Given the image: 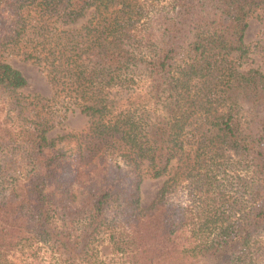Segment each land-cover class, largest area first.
Here are the masks:
<instances>
[{
	"label": "trees",
	"instance_id": "1",
	"mask_svg": "<svg viewBox=\"0 0 264 264\" xmlns=\"http://www.w3.org/2000/svg\"><path fill=\"white\" fill-rule=\"evenodd\" d=\"M257 7L0 0V50L53 88L24 95L0 55V264H264V72L240 63ZM72 107L89 124L50 138Z\"/></svg>",
	"mask_w": 264,
	"mask_h": 264
},
{
	"label": "rangeland",
	"instance_id": "2",
	"mask_svg": "<svg viewBox=\"0 0 264 264\" xmlns=\"http://www.w3.org/2000/svg\"><path fill=\"white\" fill-rule=\"evenodd\" d=\"M82 22L83 21H80L79 23ZM245 38L248 47V54L240 60L242 69L254 67L264 72L263 7H257L252 10L249 16V27ZM0 55L13 66L20 69L27 77L28 85L21 89L24 95L31 96L34 94H40L45 98L52 97L53 88L49 82L47 68H45L44 64H39L31 59H26L22 55L13 53L7 49L0 50ZM89 120V117L81 113L78 108L72 107L67 111L66 118L51 130L49 136L50 138H56L61 134L79 131L89 124ZM185 138L190 144L194 143L196 140L195 132L193 130H187ZM177 165L178 161L174 160L169 172L160 178H151L147 175L144 177L141 187V204L143 207H148L152 203L160 187L175 172ZM185 185L186 181L183 180L178 187V191L171 195L173 200L186 201L187 189Z\"/></svg>",
	"mask_w": 264,
	"mask_h": 264
}]
</instances>
